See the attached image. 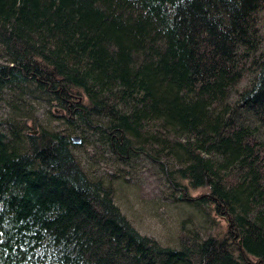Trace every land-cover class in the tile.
Masks as SVG:
<instances>
[{
    "label": "trees",
    "instance_id": "trees-1",
    "mask_svg": "<svg viewBox=\"0 0 264 264\" xmlns=\"http://www.w3.org/2000/svg\"><path fill=\"white\" fill-rule=\"evenodd\" d=\"M0 58L8 106L67 126L0 119V264H264V0H0ZM88 133L167 170L204 234H140Z\"/></svg>",
    "mask_w": 264,
    "mask_h": 264
},
{
    "label": "rangeland",
    "instance_id": "rangeland-1",
    "mask_svg": "<svg viewBox=\"0 0 264 264\" xmlns=\"http://www.w3.org/2000/svg\"><path fill=\"white\" fill-rule=\"evenodd\" d=\"M4 96L0 97V119L11 117L23 122L33 115L36 126L50 130L67 128L65 122L58 118L61 113L43 99L34 103L33 110L18 105L19 109L13 111ZM31 121L27 124L34 129ZM32 129H29L30 132ZM96 139L95 134L88 133L86 142L73 145L72 151L90 178H101L111 186L114 203L140 234L164 246L176 247L183 227L202 233L204 229L200 226L202 219L199 212L187 202L184 192L173 188L167 170L144 156L131 160L117 157L101 150ZM198 191L191 189L190 193L196 195Z\"/></svg>",
    "mask_w": 264,
    "mask_h": 264
},
{
    "label": "water",
    "instance_id": "water-1",
    "mask_svg": "<svg viewBox=\"0 0 264 264\" xmlns=\"http://www.w3.org/2000/svg\"><path fill=\"white\" fill-rule=\"evenodd\" d=\"M71 140L72 142L75 144V145H79L81 143V139L78 135H74L71 137Z\"/></svg>",
    "mask_w": 264,
    "mask_h": 264
}]
</instances>
